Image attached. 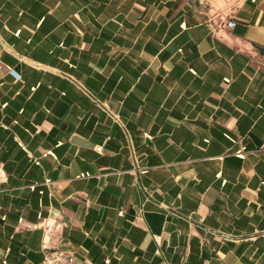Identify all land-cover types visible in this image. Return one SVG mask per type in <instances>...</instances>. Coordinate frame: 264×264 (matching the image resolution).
I'll use <instances>...</instances> for the list:
<instances>
[{
  "label": "crops",
  "instance_id": "1",
  "mask_svg": "<svg viewBox=\"0 0 264 264\" xmlns=\"http://www.w3.org/2000/svg\"><path fill=\"white\" fill-rule=\"evenodd\" d=\"M0 264H264V0H0Z\"/></svg>",
  "mask_w": 264,
  "mask_h": 264
},
{
  "label": "built area",
  "instance_id": "2",
  "mask_svg": "<svg viewBox=\"0 0 264 264\" xmlns=\"http://www.w3.org/2000/svg\"><path fill=\"white\" fill-rule=\"evenodd\" d=\"M228 25H229V26H235V25H236V20H235V19H229V20H228ZM97 148H98V149H101V148H102V145H98ZM243 148H245V147H242L241 149H239V150L237 151V153H238L239 155H244V150H243ZM69 259L72 260L73 257L70 256Z\"/></svg>",
  "mask_w": 264,
  "mask_h": 264
}]
</instances>
